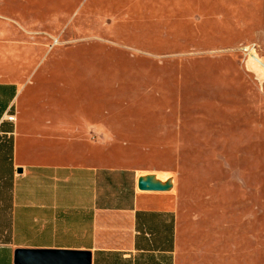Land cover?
<instances>
[{
    "label": "rangeland",
    "instance_id": "rangeland-1",
    "mask_svg": "<svg viewBox=\"0 0 264 264\" xmlns=\"http://www.w3.org/2000/svg\"><path fill=\"white\" fill-rule=\"evenodd\" d=\"M264 0H0L20 109L90 122L92 163L173 176L188 264H264ZM78 151V150H77Z\"/></svg>",
    "mask_w": 264,
    "mask_h": 264
},
{
    "label": "crops",
    "instance_id": "crops-1",
    "mask_svg": "<svg viewBox=\"0 0 264 264\" xmlns=\"http://www.w3.org/2000/svg\"><path fill=\"white\" fill-rule=\"evenodd\" d=\"M19 91L0 80V264L20 246L90 250L92 264H188L175 178L92 163L76 148L89 121L20 109Z\"/></svg>",
    "mask_w": 264,
    "mask_h": 264
},
{
    "label": "water",
    "instance_id": "water-1",
    "mask_svg": "<svg viewBox=\"0 0 264 264\" xmlns=\"http://www.w3.org/2000/svg\"><path fill=\"white\" fill-rule=\"evenodd\" d=\"M250 57L264 69V61L255 53ZM22 171V168H19ZM146 187L145 182L140 183ZM13 261L15 264H92L90 250L60 247H16Z\"/></svg>",
    "mask_w": 264,
    "mask_h": 264
},
{
    "label": "built area",
    "instance_id": "built-area-1",
    "mask_svg": "<svg viewBox=\"0 0 264 264\" xmlns=\"http://www.w3.org/2000/svg\"><path fill=\"white\" fill-rule=\"evenodd\" d=\"M8 119H10V120H15V115L14 114H10V115H8Z\"/></svg>",
    "mask_w": 264,
    "mask_h": 264
}]
</instances>
